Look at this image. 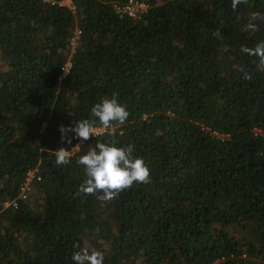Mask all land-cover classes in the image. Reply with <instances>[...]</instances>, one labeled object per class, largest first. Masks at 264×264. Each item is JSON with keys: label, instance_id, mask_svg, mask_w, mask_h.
I'll return each mask as SVG.
<instances>
[{"label": "trees", "instance_id": "16d2710c", "mask_svg": "<svg viewBox=\"0 0 264 264\" xmlns=\"http://www.w3.org/2000/svg\"><path fill=\"white\" fill-rule=\"evenodd\" d=\"M51 1L0 0V264H75L77 243L104 264H264V70L240 51L264 41V0H133L139 18L116 13L128 0ZM114 93L126 123L57 165L74 145L59 126ZM97 142L134 145L151 182L79 193Z\"/></svg>", "mask_w": 264, "mask_h": 264}, {"label": "clouds", "instance_id": "9594fccd", "mask_svg": "<svg viewBox=\"0 0 264 264\" xmlns=\"http://www.w3.org/2000/svg\"><path fill=\"white\" fill-rule=\"evenodd\" d=\"M248 0H231V7L235 10L240 4H246ZM260 14L253 13L249 22L245 25L246 31L255 32L257 24L255 21ZM220 36L219 30L215 33ZM241 53L257 57L259 63L257 67L264 70V41L258 42L255 47L249 48L241 46ZM242 70V69H241ZM245 80L251 79L248 73H245ZM93 119L78 120L71 127L59 126L61 140L64 143L71 144L72 139L89 140L91 137L101 134L102 131L109 132L116 127L126 123L129 112L125 106L118 102L117 94L111 98H105L91 108ZM97 123L99 127H97ZM71 133L72 135H67ZM79 144L70 151L63 147L53 152L55 163L57 165L69 164L73 155V149L78 148ZM135 146L129 144L126 147H116L114 143L105 144L97 142L94 148H91L87 154L79 157L77 163L83 166L85 179L78 188V192L84 195H97V199L110 202L116 198L122 191L129 189L136 184H148L151 182L149 167L145 164L143 158L133 155ZM79 249L72 253L71 259L75 264H104V252L85 244H74Z\"/></svg>", "mask_w": 264, "mask_h": 264}, {"label": "built area", "instance_id": "2783aa9c", "mask_svg": "<svg viewBox=\"0 0 264 264\" xmlns=\"http://www.w3.org/2000/svg\"><path fill=\"white\" fill-rule=\"evenodd\" d=\"M46 2H49L51 5H54L55 2L51 1V0H45ZM71 2V0H70ZM59 5H64L63 4V1L58 3ZM65 6V5H64ZM71 7V6H70ZM114 9L116 11V13L118 14H126L127 16H130L132 18H139L147 9V6L145 4H142V3H136L134 2L133 0H128V2L126 4H123V5H114ZM77 34H79V32H77ZM76 38H73L72 39V44H74V40ZM70 68V63H67L64 67H63V75L65 76V74L68 72ZM254 133L257 135H262L264 136V132L258 128H255L254 130ZM104 133V131L101 132V134ZM213 135L215 137H220V138H224L225 136H220L219 134L217 133H213ZM97 136V135H96ZM95 137V136H94ZM74 141V145L71 146L69 149L67 150H71L73 147H75L77 144H79V147L78 148H74L73 149V154L75 152H78L79 149L81 147H83L85 145V143L88 141H83V140H80V139H76L74 138L73 139ZM40 181V178L38 176V170L37 169H33L31 171H29L26 175V178L24 180V182L22 183V185L20 186V189H19V198L21 200H26L28 198V195L31 193L32 191V186H33V183H37ZM6 206H8L9 204L6 203L5 204ZM10 205L12 206H16V203L15 202H12L10 203Z\"/></svg>", "mask_w": 264, "mask_h": 264}, {"label": "rangeland", "instance_id": "374dc122", "mask_svg": "<svg viewBox=\"0 0 264 264\" xmlns=\"http://www.w3.org/2000/svg\"><path fill=\"white\" fill-rule=\"evenodd\" d=\"M63 4H64L65 6H67V7H70V6H71V2H70V0H63ZM2 67H3V63H2V61L0 60V71H1Z\"/></svg>", "mask_w": 264, "mask_h": 264}]
</instances>
